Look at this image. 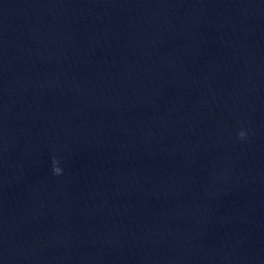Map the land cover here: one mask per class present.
Segmentation results:
<instances>
[{
    "label": "clouds",
    "instance_id": "clouds-1",
    "mask_svg": "<svg viewBox=\"0 0 264 264\" xmlns=\"http://www.w3.org/2000/svg\"><path fill=\"white\" fill-rule=\"evenodd\" d=\"M238 135H239L240 138H243V137H245L246 133H245L244 131H240V132L238 133ZM53 171H54L55 174L58 175V174H60V171H61V170H60L58 167H54V168H53Z\"/></svg>",
    "mask_w": 264,
    "mask_h": 264
}]
</instances>
